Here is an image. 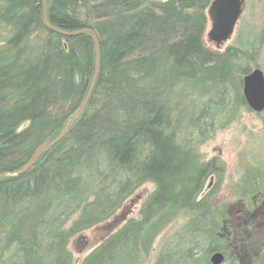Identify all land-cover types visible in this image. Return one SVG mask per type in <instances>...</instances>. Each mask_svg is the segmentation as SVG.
I'll return each mask as SVG.
<instances>
[{
  "label": "trees",
  "instance_id": "trees-1",
  "mask_svg": "<svg viewBox=\"0 0 264 264\" xmlns=\"http://www.w3.org/2000/svg\"><path fill=\"white\" fill-rule=\"evenodd\" d=\"M211 1L0 0V264H72L70 239L146 183L80 264H140L183 214L154 264L241 263L246 224L225 241L204 215L223 165L198 149L250 110L248 54L203 43Z\"/></svg>",
  "mask_w": 264,
  "mask_h": 264
},
{
  "label": "rangeland",
  "instance_id": "rangeland-1",
  "mask_svg": "<svg viewBox=\"0 0 264 264\" xmlns=\"http://www.w3.org/2000/svg\"><path fill=\"white\" fill-rule=\"evenodd\" d=\"M146 1L160 3L167 0ZM241 13L230 38L220 48L208 39L211 29L208 19L203 43L214 51L222 52L231 47L247 53L248 58L240 65L248 66L250 72L258 69L264 78V0H244ZM198 151L202 160L218 158L223 165L220 177L212 176L206 180L202 195L213 194L204 215L209 214L213 218L217 214L216 217L224 219V222L219 221L221 228L216 232L225 241L233 238L236 230H241L239 225L246 224L244 229L247 232L242 237L248 244V251H238L240 264H253L255 259L254 264H264V110L255 113L240 107L236 118L216 130ZM153 189L151 183L140 186L106 222L73 236L67 246L72 264H80L127 220L137 219L141 204ZM188 219L184 214L178 216L156 239L149 256L140 257V264H154L162 244L176 234Z\"/></svg>",
  "mask_w": 264,
  "mask_h": 264
},
{
  "label": "water",
  "instance_id": "water-1",
  "mask_svg": "<svg viewBox=\"0 0 264 264\" xmlns=\"http://www.w3.org/2000/svg\"><path fill=\"white\" fill-rule=\"evenodd\" d=\"M244 0H212L208 9L207 17L211 29L207 34L210 42L220 48L230 38L236 22L243 12ZM242 96L246 104L255 113L264 110V78L258 69L250 72L242 80ZM46 146V145H45ZM40 147L26 166L29 168L35 157L45 147ZM25 169L23 171H25ZM224 260L222 253H215L210 257L211 264H221Z\"/></svg>",
  "mask_w": 264,
  "mask_h": 264
}]
</instances>
